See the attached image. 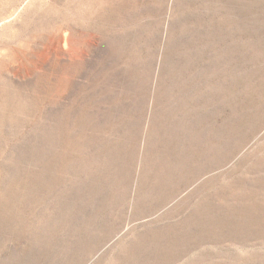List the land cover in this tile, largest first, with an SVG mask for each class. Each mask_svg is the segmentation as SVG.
Listing matches in <instances>:
<instances>
[{
	"label": "rangeland",
	"instance_id": "rangeland-1",
	"mask_svg": "<svg viewBox=\"0 0 264 264\" xmlns=\"http://www.w3.org/2000/svg\"><path fill=\"white\" fill-rule=\"evenodd\" d=\"M0 264H264V0H0Z\"/></svg>",
	"mask_w": 264,
	"mask_h": 264
}]
</instances>
